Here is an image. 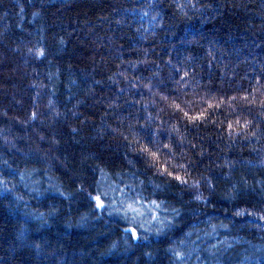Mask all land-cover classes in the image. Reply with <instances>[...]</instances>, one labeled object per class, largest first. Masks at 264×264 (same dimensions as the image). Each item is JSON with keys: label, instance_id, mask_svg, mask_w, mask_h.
<instances>
[{"label": "trees", "instance_id": "1", "mask_svg": "<svg viewBox=\"0 0 264 264\" xmlns=\"http://www.w3.org/2000/svg\"><path fill=\"white\" fill-rule=\"evenodd\" d=\"M0 264H264V0H0Z\"/></svg>", "mask_w": 264, "mask_h": 264}, {"label": "snow or ice", "instance_id": "2", "mask_svg": "<svg viewBox=\"0 0 264 264\" xmlns=\"http://www.w3.org/2000/svg\"><path fill=\"white\" fill-rule=\"evenodd\" d=\"M97 201H98V205H99V203H100L99 198H97Z\"/></svg>", "mask_w": 264, "mask_h": 264}]
</instances>
